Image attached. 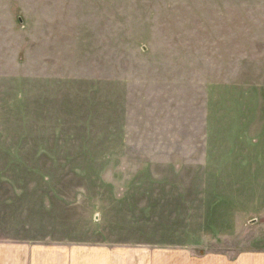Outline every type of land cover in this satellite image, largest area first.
Listing matches in <instances>:
<instances>
[{
  "label": "rangeland",
  "instance_id": "obj_1",
  "mask_svg": "<svg viewBox=\"0 0 264 264\" xmlns=\"http://www.w3.org/2000/svg\"><path fill=\"white\" fill-rule=\"evenodd\" d=\"M0 242L264 256V0H0Z\"/></svg>",
  "mask_w": 264,
  "mask_h": 264
},
{
  "label": "crops",
  "instance_id": "obj_2",
  "mask_svg": "<svg viewBox=\"0 0 264 264\" xmlns=\"http://www.w3.org/2000/svg\"><path fill=\"white\" fill-rule=\"evenodd\" d=\"M177 252L179 253L175 255L153 254L150 258L144 256L141 258L140 264H145V259L146 262L152 259L150 264H264V256H261L260 253L241 254L239 256H235L234 259H229L226 255H203V257H199L196 255L186 254L185 252H180V250ZM37 256H40L43 260H39L37 263ZM52 256V248L45 247L39 250L29 248L22 249L20 246H15L14 244L5 245V243L0 242V264H53ZM82 259L79 262L77 261V264H83L84 262ZM90 263L117 264V259L115 254L112 252L99 249L92 252Z\"/></svg>",
  "mask_w": 264,
  "mask_h": 264
}]
</instances>
